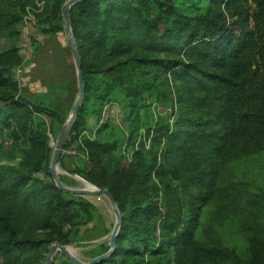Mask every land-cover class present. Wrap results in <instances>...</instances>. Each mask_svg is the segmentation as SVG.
<instances>
[{"label": "trees", "instance_id": "obj_1", "mask_svg": "<svg viewBox=\"0 0 264 264\" xmlns=\"http://www.w3.org/2000/svg\"><path fill=\"white\" fill-rule=\"evenodd\" d=\"M25 1L0 0V32L17 36ZM40 1L51 4L42 32L63 31L65 0ZM69 19L84 81L78 116L92 102L98 120L104 105L118 103L128 129L124 137L105 123L84 140L82 167L70 171L107 190L122 215L115 251L99 264H242L217 245L213 224L234 216L264 240V198L228 173L232 162L264 148V0H85L70 8ZM21 62L16 47L0 52V83ZM149 100L171 103L172 121L160 117L149 147L133 149ZM43 116L58 115L0 94V134L11 130L27 157L5 185L13 204L0 213V264H45L48 246L68 244L96 213L68 199L50 176L49 183L30 178L51 152ZM123 147L132 149L130 160ZM204 207L213 209L209 225L200 221ZM198 232L208 245L196 244ZM250 255L249 264H260L254 247Z\"/></svg>", "mask_w": 264, "mask_h": 264}, {"label": "rangeland", "instance_id": "obj_2", "mask_svg": "<svg viewBox=\"0 0 264 264\" xmlns=\"http://www.w3.org/2000/svg\"><path fill=\"white\" fill-rule=\"evenodd\" d=\"M3 6L0 5V7ZM50 7L51 4H46L40 0H26L24 12H17L20 17L15 25L17 36L9 37L5 35V31L0 32L2 34L0 36V52L6 51L10 47H16L22 59L21 64L5 76V82L0 83V94L14 93V95L27 99L38 106L48 107L58 115L55 119L47 116L42 117V128L46 131L48 147L51 152L48 160L44 162L46 168L30 174L31 179H37L44 183H49L50 178L53 181L48 170L54 145L73 111L79 93L75 62L65 27L63 26V31L55 34L42 32L47 29L42 21L46 15L49 16ZM62 23H64L63 17ZM150 57L162 58L156 55H150ZM159 91V96H161L162 91ZM170 107L171 103L163 100L159 103L158 101H147L146 108L141 109L139 113L142 117L143 126L133 135V149H136L138 144H143L146 148L149 147L152 138V132L149 130L154 128L160 117H166L169 122L172 121ZM145 109L149 110L148 116L145 115ZM85 111L83 115L76 118L75 122L81 120L82 125L77 131L71 129L58 160L59 171L66 174L61 175L60 178L63 180L61 181L65 187L70 189H79V184L69 175H75L82 179L70 171L81 168L88 157L84 140L95 139L97 132L105 123L116 126L125 135L124 137L128 136L127 123L123 120V112L118 103L112 102L104 105L98 120L96 116H93L95 107L92 102H89V105L85 107ZM124 152L127 159L130 160L133 153L132 149L127 151L124 149ZM25 159H27L25 150L18 144L13 132L11 130L2 131L0 134V181L6 182L0 183V213L6 214L11 209L13 198L5 195V185L14 180V169L17 166H22ZM228 173L235 182L264 198V148L254 149L244 157L232 162L228 167ZM67 195L68 199H81L92 204L96 210L92 222L79 227L78 233L71 237L69 243L65 245L74 248L75 256L80 261L88 262L109 250V240L115 219L105 198L92 195ZM182 201L184 203L182 209L186 211V204L189 202L184 197ZM120 216L122 217L121 213ZM212 218L213 209L204 207L200 217L202 224H211ZM260 222L264 224V212L260 216ZM213 225L215 226L217 245L234 254L235 258L242 264H249L251 248L254 247L259 256L260 264H264V240L258 239L250 232L243 230L238 219L234 216L225 215ZM196 240V244L202 246L209 244L202 235H199V232ZM215 244L214 242L212 245ZM106 248L108 250L101 254ZM65 260L68 259L58 253L53 256L51 264H64Z\"/></svg>", "mask_w": 264, "mask_h": 264}, {"label": "water", "instance_id": "obj_3", "mask_svg": "<svg viewBox=\"0 0 264 264\" xmlns=\"http://www.w3.org/2000/svg\"><path fill=\"white\" fill-rule=\"evenodd\" d=\"M82 1H85V0H67L61 9L65 31L67 34L71 53H72V56L75 62V68H76L77 77H78L77 81H78L79 93H78V99L74 104L73 111L70 117L68 118L65 126L62 128L57 138L56 144L54 145V151H53V155H52V159H51V163H50V167L48 171L54 181L56 188L62 193L69 194V195H80V196L81 195H92V196H96L100 198H105L109 204L111 213L113 214L115 218V223H114V227L112 229L111 235H110L109 250L105 254L99 257L93 258L88 262H82L75 255H72L70 252H68L67 246L60 245L59 243H54L48 248V253L46 255L45 264H51L53 256L58 253L62 254L72 264H99L101 263L105 261L106 259H108L115 251L116 237L118 235V232L121 226L120 212L118 210V207L115 203L114 198L107 190L96 188L95 186L87 182L86 183L91 188H93L92 190H84L80 188L79 189L67 188L63 185L61 178H60L61 175H66V174L59 171L58 169V160H59L60 153L62 151V147L68 137L69 132L71 131L75 123L76 118L78 117V113L81 108L82 100L84 97V81H83V73L81 70V58H80V54H79L76 42L74 40L73 34H72V30L70 26V19H69L70 8L73 5L80 3ZM69 176L72 178L77 177L75 175H69Z\"/></svg>", "mask_w": 264, "mask_h": 264}, {"label": "bare ground", "instance_id": "obj_4", "mask_svg": "<svg viewBox=\"0 0 264 264\" xmlns=\"http://www.w3.org/2000/svg\"><path fill=\"white\" fill-rule=\"evenodd\" d=\"M74 180L79 184L80 189H84V190L93 189L84 180L80 179L79 177H75ZM67 249H68V252H70L72 255H75L74 250H73L74 248L72 249L71 247L67 246Z\"/></svg>", "mask_w": 264, "mask_h": 264}]
</instances>
